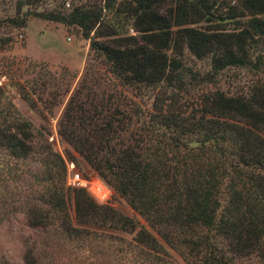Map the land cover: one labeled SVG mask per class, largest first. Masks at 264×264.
<instances>
[{
  "label": "trees",
  "instance_id": "1",
  "mask_svg": "<svg viewBox=\"0 0 264 264\" xmlns=\"http://www.w3.org/2000/svg\"><path fill=\"white\" fill-rule=\"evenodd\" d=\"M235 3L221 13L213 10L211 0H104L100 6L38 13L77 26L89 39L92 59L103 61L121 84L170 89L168 98L152 101L146 126L136 109L127 113L116 98L94 93L81 100L78 88L66 103L58 134L153 227L175 229L178 236L163 230L161 237L170 248L185 249L189 258L197 256L192 264H232L237 257L250 256L264 261V83L253 86L248 95L204 90L191 110L187 98L176 97L190 83L185 72L200 85L230 67L261 69L264 0ZM104 9L126 16L136 34L122 36L119 25L107 22ZM212 19H217L216 25L226 19L238 24L232 29L192 26ZM14 24L24 25V20ZM103 37L108 40L99 39ZM184 49L196 58L208 57L211 71L198 76L183 67ZM0 149L13 160L2 165L0 154V172L7 169L10 181L25 173L19 171L18 161L40 155L52 191L39 195L59 213L66 229L78 231L68 212L72 197L75 222L135 231L136 243L156 253L148 264L162 262L159 254H168L163 243L144 227L137 229L131 218L98 204L85 188L67 185L66 161L75 166L74 160L64 161L53 152L31 121L5 101L1 88ZM34 175L35 184L44 181ZM11 183L0 178L5 185L0 202L14 199ZM86 184L99 199L108 197V188L99 180ZM34 185L25 190L36 193ZM17 188L20 194L25 191ZM23 210L30 225L50 223L48 210L41 206L26 203ZM218 238L226 243L225 250H218ZM23 264H36L31 251Z\"/></svg>",
  "mask_w": 264,
  "mask_h": 264
},
{
  "label": "rangeland",
  "instance_id": "2",
  "mask_svg": "<svg viewBox=\"0 0 264 264\" xmlns=\"http://www.w3.org/2000/svg\"><path fill=\"white\" fill-rule=\"evenodd\" d=\"M208 1L209 0H205ZM236 0H211L213 10L224 13L229 5H235ZM69 4L68 6L66 4ZM104 0H0V88L5 101H11L21 118L28 119L42 133L53 152L61 155L62 159H72L74 170L80 178L99 180L108 188L106 199L96 197L86 185H82L88 194L98 203L112 207L117 213L129 217L139 227H144L161 243L167 255H161L162 262L155 264H192L198 257L189 258L185 249H172L161 237V232L167 231L178 236L175 229L153 227L148 220L129 206L126 200L106 184L81 156L58 134V123L69 97L80 88L81 100L87 94L103 95L110 99L116 98L125 112L136 109L139 120L144 125L149 124V110L155 97L159 100L168 98L171 93L166 86L159 88L126 86L112 78L106 65L99 58L92 59L89 39L83 37L81 30L75 26L42 18L38 13L56 10H67L75 6L103 5ZM105 18L111 24L119 25V32L123 35L136 34L130 25V20L115 10L105 11ZM239 20V17L237 18ZM24 20V25H16L15 21ZM119 23V24H118ZM217 24V19L201 20L192 26L200 28H235L238 21L225 20ZM216 26V27H214ZM108 37L99 38L108 40ZM259 51L252 52V57ZM180 61L183 67L191 70L195 75L202 76L211 71L208 57L196 58L184 49ZM256 71L250 68L230 67L218 74L213 81L194 84L189 73L185 71V80L189 83L185 91L176 97L188 99L189 110L196 108V99L204 90L221 89L228 94L248 95L253 86L264 83V63ZM51 141V143L49 142ZM1 163L13 161L9 159L6 150L0 149ZM8 160V161H7ZM40 155L32 154L28 159L18 161L21 177L10 181L7 169L0 172V178L11 183L9 190L14 199L3 198L0 202V264H20L24 261L27 251L34 254L36 264H148V260L156 257L151 248L137 244L134 232L118 231L106 225H86L75 222L74 202L72 197L68 202V212L72 217V225L78 231L66 229L65 222L59 213L54 212L50 203L42 200L41 195L51 193L52 187L48 183L46 168L42 165ZM71 163L67 162L66 166ZM20 172V173H21ZM43 178L41 184L34 183V173ZM58 175V172H57ZM66 174V184L67 176ZM57 178V177H56ZM86 181V180H85ZM87 182V183H88ZM30 189L25 190L29 184ZM13 184V185H12ZM15 184V185H14ZM45 184L46 189L43 185ZM22 187L21 194L18 188ZM36 186V187H35ZM43 187V188H41ZM5 185H0V190ZM33 192V191H32ZM48 196V195H47ZM41 206L50 216L47 227L30 225L25 204ZM54 212V215L52 213ZM5 225L7 229L5 230ZM161 230V231H160ZM19 239L23 248L15 255H9L6 246ZM218 250H225L227 245L217 239ZM230 256V252H226ZM152 256V257H151ZM151 257V258H150ZM150 258V259H149ZM232 264H264L258 257L235 258ZM151 264H153L151 262Z\"/></svg>",
  "mask_w": 264,
  "mask_h": 264
},
{
  "label": "built area",
  "instance_id": "3",
  "mask_svg": "<svg viewBox=\"0 0 264 264\" xmlns=\"http://www.w3.org/2000/svg\"><path fill=\"white\" fill-rule=\"evenodd\" d=\"M67 6L69 5L68 3L66 4ZM67 164V161H66ZM67 185L74 186V187H83L82 185L84 184L85 186L87 185L86 183L88 182L87 179L80 178V175L78 172L74 170V166L71 163L70 166H67ZM86 180V181H85Z\"/></svg>",
  "mask_w": 264,
  "mask_h": 264
},
{
  "label": "clouds",
  "instance_id": "4",
  "mask_svg": "<svg viewBox=\"0 0 264 264\" xmlns=\"http://www.w3.org/2000/svg\"><path fill=\"white\" fill-rule=\"evenodd\" d=\"M6 229H7V225H5V230ZM22 248H23V245L19 241V239L15 240L13 243H11L10 245L6 246V250H7L9 255H15V253L18 250H21ZM20 264H22V261L20 262Z\"/></svg>",
  "mask_w": 264,
  "mask_h": 264
}]
</instances>
